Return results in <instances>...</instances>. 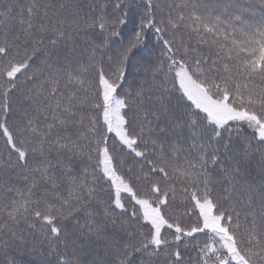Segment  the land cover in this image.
<instances>
[{
  "label": "snow or ice",
  "instance_id": "6c2138e0",
  "mask_svg": "<svg viewBox=\"0 0 264 264\" xmlns=\"http://www.w3.org/2000/svg\"><path fill=\"white\" fill-rule=\"evenodd\" d=\"M29 250L264 264V0H0V264Z\"/></svg>",
  "mask_w": 264,
  "mask_h": 264
},
{
  "label": "trees",
  "instance_id": "16d2710c",
  "mask_svg": "<svg viewBox=\"0 0 264 264\" xmlns=\"http://www.w3.org/2000/svg\"><path fill=\"white\" fill-rule=\"evenodd\" d=\"M89 2H92V0H89ZM99 2H104V0H99ZM246 2H252V0H246ZM254 2L259 7L260 0H254ZM133 27H134L133 23L130 22L128 26L123 29V31L125 33L130 34ZM153 43H155V40L150 39L149 47H151ZM40 252H43V249H40ZM190 255L194 257L195 253L193 252ZM16 258L20 261V264H39L41 256L36 251L29 250L28 252L20 253Z\"/></svg>",
  "mask_w": 264,
  "mask_h": 264
}]
</instances>
